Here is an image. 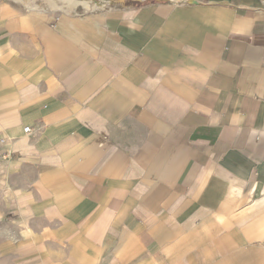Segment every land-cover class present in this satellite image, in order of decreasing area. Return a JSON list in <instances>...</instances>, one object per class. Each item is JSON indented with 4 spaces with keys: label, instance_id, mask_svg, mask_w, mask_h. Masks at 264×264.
<instances>
[{
    "label": "crops",
    "instance_id": "crops-1",
    "mask_svg": "<svg viewBox=\"0 0 264 264\" xmlns=\"http://www.w3.org/2000/svg\"><path fill=\"white\" fill-rule=\"evenodd\" d=\"M107 3L0 2V264H264V0Z\"/></svg>",
    "mask_w": 264,
    "mask_h": 264
},
{
    "label": "rangeland",
    "instance_id": "rangeland-1",
    "mask_svg": "<svg viewBox=\"0 0 264 264\" xmlns=\"http://www.w3.org/2000/svg\"><path fill=\"white\" fill-rule=\"evenodd\" d=\"M110 0H76L66 2L65 0H0L1 3H14L19 7H31L52 13L70 12L74 10L87 12L92 9L102 8Z\"/></svg>",
    "mask_w": 264,
    "mask_h": 264
},
{
    "label": "built area",
    "instance_id": "built-area-1",
    "mask_svg": "<svg viewBox=\"0 0 264 264\" xmlns=\"http://www.w3.org/2000/svg\"><path fill=\"white\" fill-rule=\"evenodd\" d=\"M179 1H185V0H179ZM28 129H29L28 127H24L25 131H28ZM2 142H4V140H2ZM0 163H1V160H0Z\"/></svg>",
    "mask_w": 264,
    "mask_h": 264
},
{
    "label": "bare ground",
    "instance_id": "bare-ground-1",
    "mask_svg": "<svg viewBox=\"0 0 264 264\" xmlns=\"http://www.w3.org/2000/svg\"><path fill=\"white\" fill-rule=\"evenodd\" d=\"M66 2H70V1H72V2H76V0H65Z\"/></svg>",
    "mask_w": 264,
    "mask_h": 264
}]
</instances>
